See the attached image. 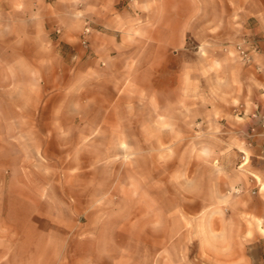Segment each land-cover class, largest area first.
I'll use <instances>...</instances> for the list:
<instances>
[{
    "label": "crops",
    "instance_id": "0c3cea01",
    "mask_svg": "<svg viewBox=\"0 0 264 264\" xmlns=\"http://www.w3.org/2000/svg\"><path fill=\"white\" fill-rule=\"evenodd\" d=\"M63 2L65 1L0 0V81H9V95L5 100L8 113L4 115L9 123L13 124L11 133L23 135L24 140L26 135L37 134L44 139L43 148H47L49 135H53V138L63 135L65 137L60 147L70 150H87L94 147L103 150H124L127 143L120 137L116 142L109 138L97 141L94 137L98 134L108 137L125 133L124 128L118 126L116 130L105 121L108 118H117L120 121V118L124 119L128 114L139 121V125L135 127L137 133L166 135L160 142L151 138L149 141H140L135 146L141 151H156L167 150L173 145V141H168L170 135L189 133L193 123H198L204 133L221 131L222 135L226 134L228 141L215 143L218 150L226 149V146L236 148L239 152L246 149L257 158L255 168L251 162L248 165L247 172L252 177L248 179L243 175L241 183L237 182L233 187L243 188L248 192L259 185L260 189L254 193L252 199L261 203V200H264V194L261 193L264 192V155H261L264 131L259 130L252 137L251 147L244 145L242 134L249 124L248 113L255 106L264 112V0H231L232 8L226 6L224 10L221 0H203V5L207 3L208 6H213V13L210 14L209 9H204L198 19H194L188 12L182 13L181 16L175 15L173 0H164L166 11L141 14L139 33L129 37L121 27L111 25L116 21L115 16L90 17L105 29L89 36L94 55L81 54L79 50L72 56L70 44L76 35L70 31L62 15ZM153 3L147 1L143 4L151 8ZM55 30L60 33L56 34ZM189 39L196 41V49L189 46ZM245 39L249 41L244 43ZM239 43H244V47L249 51L250 62L243 61L235 51V45ZM191 49L198 54V59L204 61L191 62ZM66 50L70 52H67L65 60L63 53ZM46 81H86L91 87H112L113 91L89 95L46 94L43 89ZM193 81H198V85L203 82H206L205 85L215 82L216 86L228 89L221 94L209 93L205 88L191 93ZM239 84L249 87L251 92H243L239 89ZM126 85H133L137 93L128 100L135 103L147 101L148 110L136 108L133 113H125L123 106L127 98L123 93ZM142 91L146 92L145 97H142ZM235 101L241 103L243 111H237ZM99 102L108 103L107 107L100 111V117L96 115L99 112H96ZM111 107H116L117 110ZM35 118L37 123L30 122ZM100 118L102 120H99ZM145 119H149L148 127L142 125ZM79 138L86 139L81 142V147L78 144ZM9 164L8 158L0 160V165ZM20 164L23 165L22 162ZM65 164L84 165L89 169L94 167L95 161L91 154H85L80 161L70 159ZM91 174L93 176L92 171ZM25 178L24 175L13 174L0 176V180L9 182L25 181ZM61 194L53 196L55 202L61 197L68 198L67 195ZM16 196L26 202L31 195L28 197L21 193ZM145 196L152 198L156 197V194L146 193ZM196 196L203 197L200 192ZM84 197L86 204L85 207L81 206V211L93 208L94 196L91 193L88 195L87 191L70 197L64 208L77 212L79 201ZM115 197L118 198L117 195ZM36 198L40 200L41 195ZM28 202L29 199L26 203L30 207ZM205 209L206 206H200L197 214H201ZM36 211L42 214V210L33 208V212ZM244 213L260 217L264 210L259 206L249 205ZM53 220V237L47 240L44 238L43 242L48 250L36 256L39 264H121L119 262L122 257L119 253L115 258V255L110 253H97L95 249L86 254H75L74 251L63 253L61 229L55 223V218ZM182 229L186 227L183 226ZM4 231L0 236V247H3L0 252V264H13L20 259L22 263L29 261V254L19 258L9 253V246L15 244L9 237V222H5ZM91 235H94L92 241L87 240L97 242V239H94L97 233L93 230ZM174 236L173 232L165 245L168 263L174 262L176 257L178 264L204 263L202 253L205 250L199 239L196 241L197 252L188 255L186 247L189 239L179 240ZM114 242L109 238L98 243L112 245ZM56 244L57 250L54 249ZM66 245L65 242V248ZM179 245L182 246L181 256H175V247ZM232 254L247 256L245 243L236 241ZM211 257V262L215 264L216 258Z\"/></svg>",
    "mask_w": 264,
    "mask_h": 264
},
{
    "label": "rangeland",
    "instance_id": "374dc122",
    "mask_svg": "<svg viewBox=\"0 0 264 264\" xmlns=\"http://www.w3.org/2000/svg\"><path fill=\"white\" fill-rule=\"evenodd\" d=\"M64 1L62 15L70 31L76 35L70 44L71 56L79 50L81 54L94 55L89 36L105 29L90 17L115 16L116 21L111 25L121 27L129 37L131 34L137 36L139 33L141 14L166 11L164 0ZM147 1L154 2L151 8L143 4ZM221 1L223 10L227 7L232 8L231 0ZM140 3L142 5H139ZM203 4V0H190L189 3L185 0H173L174 13L181 16L182 13L188 12L194 16V19H198V16L204 13V9H209L212 14L213 6ZM86 26L90 27V32L88 47L84 48L80 39ZM55 33L59 34L60 31L55 30ZM246 41L249 39H245L244 43ZM188 42L191 48L196 44L192 39ZM67 52L70 51L66 50L63 53L65 60ZM189 56L191 62L204 61L198 59V54L193 52V49ZM191 83H194L191 84V93H197L196 90L199 88H205L209 93L221 94L228 89L216 86L215 82L207 85L206 82H203V85H198V81ZM43 89L46 94L89 95L113 91L112 87L109 89L102 86L91 87L86 81L77 83L46 81ZM239 89L243 92H251V89L244 84H239ZM143 91L138 93L145 97L146 92ZM123 94L127 98L124 106L122 105L125 113H133L136 108L148 110L147 101L135 103L128 100L137 94L133 85H126ZM7 95H9V81H0V160L8 158L10 163L8 166L0 165V176L13 174L24 175L26 178L25 181L0 180V236L5 232V222H9V237L15 243L9 246V253L19 258L24 254L30 255L29 261L22 263L20 259L13 264H39L36 256L48 250L43 245L44 238L47 240L53 237V218L61 229L65 254L73 251L75 254H86L95 249L100 254L115 255L114 258L119 253L122 257L119 262L121 264H178L177 257L174 262L168 263L166 256L165 245L174 232L176 239H189L186 247L188 255L197 252L196 241L199 239L205 250L202 253L204 259L202 264H213L211 256L216 258L215 264H264V214L258 217L244 213L246 206L249 205L259 206L264 210V200L256 203L252 199L255 194L251 193V189L248 192L243 188L236 191L237 188L233 187L237 182L241 183L243 175L248 179L252 177L247 172L248 165L251 162L255 168L257 158L248 152L250 158L248 163L239 166L238 149L226 146V149L218 150L215 143L221 140L228 141L226 134L222 135L221 131L204 133L199 127L200 124L193 123L189 133L169 136L168 141H173V145L167 150L141 151L135 148L140 141H149L152 138L160 142L166 135L137 133L135 127L139 125V121L127 114V117L120 118V121L117 118H108L105 121L116 130L118 126L124 128L125 133L108 137L98 134L94 137L97 141L109 138L115 142L120 137L127 143L124 150H103L96 147L87 150L84 148L70 150L60 147L65 137L63 135L58 138L49 135L47 148H43L44 139L37 134L26 135L24 140L23 135L11 133L13 124L9 123L4 115L8 113L5 102ZM107 104V102L98 103L99 106L96 108V112L99 111L96 113L98 117ZM235 107L237 111H243L241 103H236ZM30 122L37 123V119H31ZM142 125L148 127L149 119L143 120ZM79 141L80 146L86 139L79 138ZM40 146L42 148L39 149ZM85 154L93 156L94 167L86 169L84 165L65 164L70 159L80 161ZM21 162L23 165L20 164ZM149 174L151 176H146ZM253 189L258 191L259 185ZM86 191L88 195L91 193L94 196L93 208L81 211V206L85 207L86 204L85 197L79 201L77 212L64 208L65 202L70 201V197ZM199 192L202 193V198L196 196ZM21 193L31 195L28 198L30 207L26 203L28 199L22 202L17 198L16 194ZM61 193L68 198L61 197L55 202L53 196ZM146 193H155L156 197H146ZM38 195H41L40 200L36 198ZM57 205L60 207L58 208ZM200 206H206V209L201 214H197ZM33 208L42 210V214L33 212ZM27 222L30 224L27 225ZM74 226L76 227L73 228ZM183 226L186 229L183 230ZM93 230L97 233L94 238L97 242L94 243L91 242L94 237L91 235ZM109 238L115 241L114 244L98 243L105 242ZM236 241L240 244L245 243L246 259L244 255L232 254ZM175 248L174 255L181 256L182 246ZM2 249L3 247H0V252ZM54 249H58L57 244Z\"/></svg>",
    "mask_w": 264,
    "mask_h": 264
},
{
    "label": "built area",
    "instance_id": "2783aa9c",
    "mask_svg": "<svg viewBox=\"0 0 264 264\" xmlns=\"http://www.w3.org/2000/svg\"><path fill=\"white\" fill-rule=\"evenodd\" d=\"M90 32V27L86 26L84 27L82 33H81V45L84 48L88 47V35ZM235 50L238 54V56L245 62H250L251 56L249 54V51L247 48L244 47L242 43L236 44L235 45ZM248 118H249V124L245 130V132L242 134V136L245 139L244 145L247 147L252 146V137L258 133L259 130L264 131V112L260 110L258 106H255L253 110L248 113ZM261 155H264V140L261 141ZM249 161V154L246 149H242L240 151V161H239V166H244L248 163ZM260 189V186H259ZM236 191H240L238 188ZM256 189H251V193H255Z\"/></svg>",
    "mask_w": 264,
    "mask_h": 264
}]
</instances>
